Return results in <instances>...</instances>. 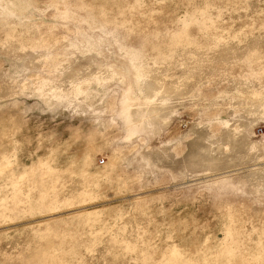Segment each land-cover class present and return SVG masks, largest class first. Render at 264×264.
I'll use <instances>...</instances> for the list:
<instances>
[{
  "label": "rangeland",
  "instance_id": "rangeland-1",
  "mask_svg": "<svg viewBox=\"0 0 264 264\" xmlns=\"http://www.w3.org/2000/svg\"><path fill=\"white\" fill-rule=\"evenodd\" d=\"M0 264H264V0H0Z\"/></svg>",
  "mask_w": 264,
  "mask_h": 264
}]
</instances>
